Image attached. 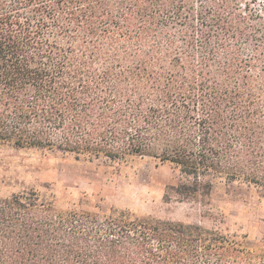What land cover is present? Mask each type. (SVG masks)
Wrapping results in <instances>:
<instances>
[{
    "label": "trees",
    "instance_id": "trees-1",
    "mask_svg": "<svg viewBox=\"0 0 264 264\" xmlns=\"http://www.w3.org/2000/svg\"><path fill=\"white\" fill-rule=\"evenodd\" d=\"M262 4V5H261ZM0 0V148L172 165L180 202L264 188V0ZM0 264H264L194 224L0 198Z\"/></svg>",
    "mask_w": 264,
    "mask_h": 264
},
{
    "label": "rangeland",
    "instance_id": "rangeland-1",
    "mask_svg": "<svg viewBox=\"0 0 264 264\" xmlns=\"http://www.w3.org/2000/svg\"><path fill=\"white\" fill-rule=\"evenodd\" d=\"M249 1L258 5L263 0ZM181 179L172 165L147 157L117 168L102 161L76 162L59 153L0 148V198L35 191L54 195L62 211L127 209L198 225L246 250L264 251V188L221 184L209 194L180 202L168 188Z\"/></svg>",
    "mask_w": 264,
    "mask_h": 264
}]
</instances>
